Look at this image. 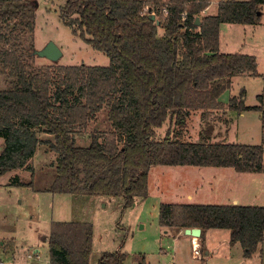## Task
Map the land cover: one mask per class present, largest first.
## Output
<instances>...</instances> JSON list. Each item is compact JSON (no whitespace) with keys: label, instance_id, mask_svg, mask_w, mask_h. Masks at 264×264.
Returning <instances> with one entry per match:
<instances>
[{"label":"trees","instance_id":"trees-1","mask_svg":"<svg viewBox=\"0 0 264 264\" xmlns=\"http://www.w3.org/2000/svg\"><path fill=\"white\" fill-rule=\"evenodd\" d=\"M209 4L66 0L59 12L63 24L109 64L34 68L21 41L34 30L36 0H0V76L8 85L0 89V175L29 171L28 181L16 177L9 184L38 192L122 197L124 210L147 197L153 166L264 173L262 145L182 142L172 132L185 127L189 111L201 110L204 117L221 109L219 98L233 77L259 76L252 56L220 53L218 41L220 24H259L264 0L220 1L215 14L202 16ZM244 95L241 90L231 97L227 109L262 110L246 106ZM102 113L107 128H95L87 143H78L76 136ZM165 124L164 137L156 139ZM39 146L56 157L50 169L35 174L30 160ZM158 224L164 234L200 228L201 248L206 231L229 230L230 244H240L249 258L264 240V207L161 203ZM50 227L49 264H89L91 223ZM125 259L121 251L102 252L96 264Z\"/></svg>","mask_w":264,"mask_h":264},{"label":"rangeland","instance_id":"rangeland-1","mask_svg":"<svg viewBox=\"0 0 264 264\" xmlns=\"http://www.w3.org/2000/svg\"><path fill=\"white\" fill-rule=\"evenodd\" d=\"M217 1L211 0V11ZM65 2L36 0L34 30L21 41L23 49L31 54L28 62L34 68L53 64L108 66L105 54L91 48L63 24L59 12ZM49 42L61 52L56 62L33 53ZM218 50L252 56L259 76L233 77L231 87L219 98L223 102L221 109L204 113L205 118L201 110L189 111L185 127L180 130L173 126L172 132H177L176 138L182 142L262 145L264 151V116H260L264 112L245 111L247 114L241 118L237 112L227 109L229 99L238 96L241 90L245 91L246 106L264 109V5L259 24L224 25L219 32ZM4 88H8L7 81L0 76V89ZM105 115L96 116L82 137L76 136L77 142L87 143L92 130L107 128ZM207 125L212 126L211 131ZM167 129V124L157 129L156 139L163 138ZM55 157L39 146L30 165L38 174L50 169ZM242 173L231 168L153 166L148 172L149 195L123 210L122 197H69L38 192L9 184L16 177L22 182L28 181L29 171L7 172L0 175V258L5 264H49L47 238L52 222L87 220L92 225L89 264H96L102 252L115 251L126 253L123 264H264V240L252 257L245 258L240 244H230L229 230L206 231L201 248L200 237L186 236L182 231L164 234L158 224L161 203L228 205L234 204L233 198H239L237 205L264 207V173L256 176ZM193 238L197 239L200 258L193 256Z\"/></svg>","mask_w":264,"mask_h":264},{"label":"water","instance_id":"water-1","mask_svg":"<svg viewBox=\"0 0 264 264\" xmlns=\"http://www.w3.org/2000/svg\"><path fill=\"white\" fill-rule=\"evenodd\" d=\"M152 19H155V16H151ZM199 18H196V25L199 24ZM35 55L41 58H45L51 62H56L61 57V52L56 48V46L49 42L47 43L42 49L33 51ZM183 234L190 237L199 238L201 235V229L194 227V228H186L183 230Z\"/></svg>","mask_w":264,"mask_h":264},{"label":"crops","instance_id":"crops-1","mask_svg":"<svg viewBox=\"0 0 264 264\" xmlns=\"http://www.w3.org/2000/svg\"><path fill=\"white\" fill-rule=\"evenodd\" d=\"M210 1V4H209V6H208V8L204 11V14L202 13V15H213V14H215L216 13V11H217V4L220 2V1H225V0H218L216 3H215V7H214V10L213 11H211V8H212V2H211V0H209ZM237 1H240V0H237ZM206 12H210L209 14L208 13H206ZM206 13V14H205ZM224 25H226V24H220V26H219V32H220V29L224 26ZM261 76V75H260ZM237 77H239L240 79H246L248 76H241V75H239V76H237ZM251 112H254V113H259V111H251ZM260 112H264V109L262 108V111H260ZM247 114V113H246ZM245 113H243L242 112V114L240 113L239 114V116L241 117V118H243V117H245V115H246ZM256 115V114H255ZM257 116V115H256ZM260 116H264V113L263 114H261L260 113ZM16 171V170H15ZM237 172V171H236ZM249 174L248 172H243L242 174ZM250 174H252V175H254V176H256V175H261L262 173H250ZM149 189H148V195H149ZM147 195V196H148ZM69 197H71V195H69ZM145 199V198H144ZM142 200V199H141ZM233 203H234V205H237L238 203H239V198H233ZM228 205H230V204H228ZM83 222H87V220H82ZM88 223H90V222H88ZM183 232V231H182ZM193 241H195V238H193ZM194 244H195V242H193ZM1 245H3V244H1ZM260 245V244H259ZM258 245V246H259ZM36 252H38V250H34V253H36Z\"/></svg>","mask_w":264,"mask_h":264},{"label":"built area","instance_id":"built-area-1","mask_svg":"<svg viewBox=\"0 0 264 264\" xmlns=\"http://www.w3.org/2000/svg\"><path fill=\"white\" fill-rule=\"evenodd\" d=\"M163 12L166 13L165 10H163ZM192 249H193V254H194L193 256L196 257V258H200L199 249L196 248L195 245H193ZM0 264H5V262L1 258H0Z\"/></svg>","mask_w":264,"mask_h":264},{"label":"bare ground","instance_id":"bare-ground-1","mask_svg":"<svg viewBox=\"0 0 264 264\" xmlns=\"http://www.w3.org/2000/svg\"><path fill=\"white\" fill-rule=\"evenodd\" d=\"M194 242H195L194 245L196 246V248H198V244H197V239L196 238H195V241Z\"/></svg>","mask_w":264,"mask_h":264}]
</instances>
